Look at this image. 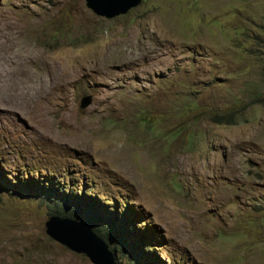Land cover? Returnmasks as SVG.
Returning a JSON list of instances; mask_svg holds the SVG:
<instances>
[{"label":"rangeland","instance_id":"1","mask_svg":"<svg viewBox=\"0 0 264 264\" xmlns=\"http://www.w3.org/2000/svg\"><path fill=\"white\" fill-rule=\"evenodd\" d=\"M5 58L0 264H91L47 236L56 203L110 222L120 264H264V0H145L112 20L0 0Z\"/></svg>","mask_w":264,"mask_h":264},{"label":"water","instance_id":"2","mask_svg":"<svg viewBox=\"0 0 264 264\" xmlns=\"http://www.w3.org/2000/svg\"><path fill=\"white\" fill-rule=\"evenodd\" d=\"M145 0H86L87 8L95 15L108 20L128 14ZM93 103L91 95L82 98L81 109ZM46 234L72 252L84 255L91 264H117L116 254L84 221L52 216L45 223Z\"/></svg>","mask_w":264,"mask_h":264},{"label":"trees","instance_id":"3","mask_svg":"<svg viewBox=\"0 0 264 264\" xmlns=\"http://www.w3.org/2000/svg\"><path fill=\"white\" fill-rule=\"evenodd\" d=\"M223 119L221 118H216V121L218 122H223L222 121ZM225 122H228L230 123V121H225ZM25 192H35L34 189L28 187L27 189H24ZM64 205V203H63ZM56 207H54L50 213L48 214L49 217H52V216H59V217H62V218H66V219H71V220H77V221H84L81 219V217L78 215L77 213V210L75 208H72L70 206H68L67 209H63V210H60L58 209V205L56 203L55 205ZM66 206V205H65ZM105 218L99 216V217H94L93 219L91 220H85L84 222L86 224L89 225V227L92 229L93 232H95L100 238H102L108 245H111V244H114V243H117V241H119V239L117 237H115L117 234L115 232V229L112 231V229L114 228L112 226V224H110V222L108 223V225L106 224V227H103L102 228H99V225L101 224L102 221H104ZM106 229V235L103 234V231ZM113 252L116 253L119 251V248H118V245H114V248H113ZM132 256H135V260L133 262L132 260ZM132 256L129 257V260L132 262V264H139L140 261H139V257H140V254L139 253H135V254H132ZM116 262L117 264H120L116 258Z\"/></svg>","mask_w":264,"mask_h":264},{"label":"bare ground","instance_id":"4","mask_svg":"<svg viewBox=\"0 0 264 264\" xmlns=\"http://www.w3.org/2000/svg\"><path fill=\"white\" fill-rule=\"evenodd\" d=\"M6 57H7V55H6ZM8 58V57H7ZM7 58H5V59H7ZM11 59V58H10ZM13 62V61H12ZM4 63H9V60L7 59V60H0V64H1V66L4 64ZM11 64V63H10ZM13 70V69H12ZM16 70H18V69H16ZM22 71V70H21ZM21 71H20V74H22L21 73ZM10 73H11V71H9ZM23 72V71H22ZM7 74V73H6ZM9 74V73H8ZM11 75H12V73H11ZM15 75L16 74H14L13 76L15 77ZM17 76V75H16ZM25 76V75H24ZM9 77V76H8ZM23 77V76H22ZM21 77V78H22ZM11 78H13V77H11ZM20 78V79H21ZM10 80V79H9ZM17 80V79H16ZM29 79H28V77L27 78H25V80L24 81H28ZM18 81H21V80H18ZM12 82V81H11ZM17 82V81H16ZM8 83H9V81H8ZM12 83H15V82H12ZM18 83V82H17ZM22 83V82H21ZM31 83V82H30ZM39 83V82H38ZM41 83V92H40V97L38 98V99H35L34 97H30V96H27V98H28V101L29 102H31L32 101V108L36 111L38 108H39V106H40V104H41V101H42V99H44V97H46V95H47V92L46 91H48V86H47V84H44V83H42V82H40ZM0 84L1 85H3V86H6V83H4V82H2V81H0ZM10 84V83H9ZM16 84V83H15ZM26 84V83H25ZM24 84V85H25ZM18 85H19V83H18ZM21 85V84H20ZM28 85V84H27ZM39 85V84H38ZM14 86V85H13ZM22 86V85H21ZM7 87H9V86H7ZM26 88V87H25ZM29 88V87H28ZM15 89V88H14ZM2 90H3V88H2ZM16 90V89H15ZM7 91V90H6ZM15 92V91H14ZM16 93V92H15ZM14 93V94H15ZM6 95V94H5ZM4 95V96H5ZM16 95V94H15ZM7 96V95H6ZM23 98V97H22ZM35 99V100H34ZM6 100V99H5ZM8 101V100H7ZM9 101H15L14 99H10V96H9ZM2 102V101H1ZM5 103H6V101H5Z\"/></svg>","mask_w":264,"mask_h":264}]
</instances>
